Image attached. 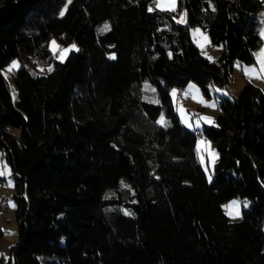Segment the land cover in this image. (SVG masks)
Masks as SVG:
<instances>
[{
  "label": "trees",
  "instance_id": "obj_1",
  "mask_svg": "<svg viewBox=\"0 0 264 264\" xmlns=\"http://www.w3.org/2000/svg\"><path fill=\"white\" fill-rule=\"evenodd\" d=\"M151 1L0 0L10 263L264 264V89L248 78L230 87L263 40L264 0H177L175 11H150ZM192 25L222 46L217 58L202 54ZM53 36L78 51L57 60ZM14 57L16 102L3 72ZM192 79L206 94L227 88L216 122L196 129L172 93ZM197 132L218 150L211 179ZM234 195L251 198L238 217L222 205Z\"/></svg>",
  "mask_w": 264,
  "mask_h": 264
},
{
  "label": "rangeland",
  "instance_id": "obj_2",
  "mask_svg": "<svg viewBox=\"0 0 264 264\" xmlns=\"http://www.w3.org/2000/svg\"><path fill=\"white\" fill-rule=\"evenodd\" d=\"M177 5L178 4L176 0L175 9ZM156 8H158L156 0H152L149 4V9L153 10ZM185 14L186 11L184 9L180 10V12L176 14L174 18L178 22L181 19H184V21L186 22ZM190 33L193 42L200 48L202 54L211 59H215L218 57L222 50V46L212 41L211 34L208 30H205L199 25H192L190 27ZM73 44L78 49V44L75 40L64 43L57 37L53 36L49 41V47L53 51L55 58L60 61H64L69 53L74 50L73 49L65 52V49H71V46ZM109 55L113 56L114 54L110 53ZM14 62H16L15 67H13ZM21 62L22 60L20 57H14L3 68V72L5 73L9 81L10 91L14 102L18 100L19 93L18 86L14 79L13 71L20 66ZM241 65L243 64L240 62H237L235 64L232 79L230 81V87L234 91H238L239 89H241V87L246 82V75H244V73L242 72ZM39 68L40 71L47 70V66L40 65ZM9 69H11V71H9ZM252 79L256 78L251 77L250 80ZM179 92H182V94H179ZM226 92L227 88L224 86L211 85V94H206L202 90L199 83L193 79L190 80L184 88L174 87L172 89V93H175L173 94V98L180 118L183 123L191 129L202 128L204 123L216 122V116L218 113V101L220 99V96ZM11 128L17 134L20 132V128L17 126H12ZM197 133L199 134L196 141L197 150L199 152L207 175L209 179H211L214 163L219 156L218 150L212 139L207 138L204 134L200 135V132ZM4 164H6L12 172L11 166L7 161L4 153H1L0 165ZM8 180H11L12 184L14 185V177L12 173L10 176H6L4 180H0V201L2 196L7 197L6 202H4L3 205H0V264H14V261L12 260L10 263V247L16 241L18 232L17 220L14 214V207L11 206L15 204L14 198L12 196L14 186L7 187L6 184ZM233 201H236L237 203L233 204ZM250 204L251 198L241 195H234L222 202L225 212L232 217L240 216L242 214V208L244 206L248 207L250 206ZM41 255L43 258L47 257V254L43 253Z\"/></svg>",
  "mask_w": 264,
  "mask_h": 264
},
{
  "label": "crops",
  "instance_id": "obj_3",
  "mask_svg": "<svg viewBox=\"0 0 264 264\" xmlns=\"http://www.w3.org/2000/svg\"><path fill=\"white\" fill-rule=\"evenodd\" d=\"M260 19H261L260 33L263 40L261 44L255 48L254 60L249 63H242L243 65H241L242 66L241 69L244 75H246L244 69H254V71H251L246 75L245 80L247 78L250 79L251 77H254L256 79H252V80L256 81L264 89V71H261V63H260V60H264V55H260L262 53V50H264V9L260 13Z\"/></svg>",
  "mask_w": 264,
  "mask_h": 264
},
{
  "label": "snow or ice",
  "instance_id": "obj_4",
  "mask_svg": "<svg viewBox=\"0 0 264 264\" xmlns=\"http://www.w3.org/2000/svg\"><path fill=\"white\" fill-rule=\"evenodd\" d=\"M71 2V0H69V3ZM157 3V7L161 10V11H175V4H176V0H156ZM150 11H152V9H149ZM63 11L61 12V15H63ZM186 15V14H185ZM179 22L184 23V19H181ZM108 26L105 25V30H107ZM198 31V30H197ZM55 43V42H53ZM77 50L76 46L73 44L71 46V49H65V52H68L70 50ZM260 55H264V50H262V53ZM112 59H115V57H111ZM261 63V71H264V60H260ZM16 66V62H14L13 67ZM9 71H11V69H9ZM49 71H51V69H49ZM245 74L247 75L249 72L254 71V69H244ZM175 94V93H173ZM11 175V170L7 167L6 164L4 165H0V177H6V176H10ZM7 187H13L14 185L12 184L11 180H8ZM233 204L237 203L236 201L232 202ZM14 207V205H11Z\"/></svg>",
  "mask_w": 264,
  "mask_h": 264
},
{
  "label": "built area",
  "instance_id": "obj_5",
  "mask_svg": "<svg viewBox=\"0 0 264 264\" xmlns=\"http://www.w3.org/2000/svg\"><path fill=\"white\" fill-rule=\"evenodd\" d=\"M7 198L5 196H2L1 201H0V205H3L4 202H6Z\"/></svg>",
  "mask_w": 264,
  "mask_h": 264
}]
</instances>
